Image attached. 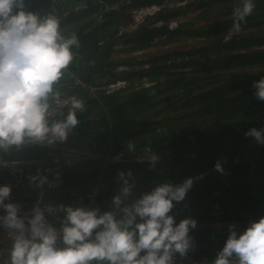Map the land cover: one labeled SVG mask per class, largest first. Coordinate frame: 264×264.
Listing matches in <instances>:
<instances>
[{
    "label": "trees",
    "instance_id": "obj_1",
    "mask_svg": "<svg viewBox=\"0 0 264 264\" xmlns=\"http://www.w3.org/2000/svg\"><path fill=\"white\" fill-rule=\"evenodd\" d=\"M164 1L176 0H24L26 10L55 15L63 33H74L79 40V47L73 48V60L55 85L61 97L74 95L85 105L77 113L76 133L68 139L87 142L89 135L99 132L101 142L107 144L100 146L97 139L95 153L108 151L117 159L101 167L102 160L94 158L81 166L83 171L68 167L62 159L48 163L39 173L48 176L51 186L45 183L42 188H28L25 196L11 190L10 200H38L42 195L41 203L71 204L73 200L80 205L85 193L95 189L96 200L103 197L106 201L91 207L107 210L119 190L118 171H131L137 196L158 183L175 184L203 174L194 179L185 199L175 203L171 212L177 222L185 216L197 221L190 230L194 247L177 259L212 260L226 239L229 224L243 228L264 215V144L244 134L251 127H264V100L253 94V81L264 76V0H255L252 13L228 41L223 40V34L232 24V10L239 0H193L184 5L198 11L200 23L195 28L185 22L169 27L168 20L185 9L163 6L152 14L156 16H145L144 22L150 17L151 21L138 31H121L132 10L160 6ZM214 6L219 10L210 11ZM211 35L216 37L207 44L164 49L146 59L141 55L113 58L117 45L134 52L151 46L156 39L172 42ZM70 73L78 78L81 75L89 86L115 80L152 83L137 89L129 86L126 93L97 94L104 110L89 119L97 105L95 97L76 85ZM160 99H172L166 110L172 112L169 118L155 119L165 109L164 105L157 108ZM61 111L66 112L67 106L59 107L49 119L61 118ZM70 147L79 145L73 140ZM54 149L52 145L25 144L0 150V160L42 158ZM150 154L158 157L154 165L150 164L152 157L136 159ZM217 160L222 173L214 167ZM16 174L8 166L0 167V183L14 184ZM36 174L30 171L23 180ZM1 247L10 245L0 242Z\"/></svg>",
    "mask_w": 264,
    "mask_h": 264
},
{
    "label": "clouds",
    "instance_id": "obj_2",
    "mask_svg": "<svg viewBox=\"0 0 264 264\" xmlns=\"http://www.w3.org/2000/svg\"><path fill=\"white\" fill-rule=\"evenodd\" d=\"M254 7L255 0H239L224 41L240 31ZM74 47H79L78 37L66 36L55 15L26 10L24 0H0V150L63 143L79 124L83 100L61 99L55 87L73 60ZM253 88L255 97L264 100V76L253 81ZM50 98L61 108L67 106L61 118L49 119ZM244 134L264 144V127H251ZM157 159L153 154L150 164ZM214 167L224 171L219 160ZM117 175L119 190L107 210L41 203V195L22 211L10 200V185L0 184V229L7 230L11 240L8 264H176L177 257H185L194 247L190 230L197 221L185 216L177 222L171 209L203 174L175 184L158 183L138 196L131 171ZM29 183L42 188L52 181L38 171ZM57 212L63 214L58 226L48 219ZM211 264H264V215L243 228L229 224Z\"/></svg>",
    "mask_w": 264,
    "mask_h": 264
},
{
    "label": "built area",
    "instance_id": "obj_3",
    "mask_svg": "<svg viewBox=\"0 0 264 264\" xmlns=\"http://www.w3.org/2000/svg\"><path fill=\"white\" fill-rule=\"evenodd\" d=\"M191 1H193V0H191ZM181 3H183V1H181V0L164 1L162 4H160V6L144 7L142 9L132 10L131 12L132 13L136 12V13L139 14V16L142 17V19L139 20V22H140L142 20L144 21L145 16H149V15L154 14V12H156L157 10L162 8L163 6H165V7H167V6H169V7L180 6ZM177 20L180 21L178 23H184L186 21V20L183 19V17H180V19L172 18V19L168 20L169 27H171V28L176 27L178 25V23L175 24ZM139 22H137V23H139ZM137 23H135V25ZM135 25H134L133 30L135 29ZM172 25H175V26H172ZM192 25H194L196 27L197 22H195V21L192 22ZM192 25L190 26V28H195L194 26L192 27ZM129 31H132V30H129ZM215 37H216L215 35H211L208 38H205V37H197V38H201L202 40H204V44H207V43L211 42L212 38H215ZM189 38H191V37H189ZM157 40H159V39H156L152 43V45ZM192 45H198V44H192ZM151 46L143 48L142 50L134 51L132 53H134L136 56L137 55H141L143 52H145ZM161 52H162V50L157 52L155 55L160 54ZM145 56H146L145 57V59H146V58H149L152 55H148V56L145 55ZM114 83L120 84V85L114 86ZM151 83H152V80H144L142 82H138V81L135 82L133 80H131V81L115 80L113 82L103 83L102 85L98 86L97 88H100L102 91L109 93V92H112V91L117 90L118 88L124 87V86H126V87L130 86L131 89H136V88H139L141 86H145V85H148V84H151ZM70 96L71 97H75L74 95H69V96L61 97V99H64V98H67V97H70ZM75 98H77V97H75ZM59 107H60L59 105H57L55 102H53V104L51 105V109H53L52 113L55 112ZM80 155H83V156L90 155V156H88L89 158H92V157L96 156L95 153H87V152L83 153L80 150L66 148L60 156L58 155V156H55V157H47L46 156V157H42V158H31V159H23V160L22 159L21 160H0V167L8 166L11 169L18 168L17 170H21L20 165H21V167H23L24 163H29V164H32V165H34L36 167H40L41 168V167L47 166L46 164H48V163L49 164H54L55 162H59V161H61V159L66 163V165L69 164L70 166H74L77 163V160L80 157ZM152 156H153V154L142 155V156H138L136 159L139 160V161H142V160H146V159H148V158H150ZM110 159H117V158L116 157L114 158V156H109V153H108V154L105 155V158L102 160V162H104V164H106ZM0 184H8V183H0ZM17 185H22L23 186L25 184L17 183ZM26 185H28L27 187H31V188L34 187L33 185H30L29 181L26 182ZM105 201L106 200L103 197L100 198V200L97 201L96 200L95 189H93V190L87 191L85 193V198H84L83 202L80 203V205L91 207L96 202L104 203ZM36 202H37V199H33L32 198V199H30L28 201L19 202V204L21 205L22 211H26V210L30 209ZM73 204L75 205V202L72 200L71 201V205H73ZM58 215L59 214L54 213L52 216L48 217V219L52 223L55 224L56 222H59L60 216L58 218ZM10 241L11 240L8 237L7 230L0 229V242L2 244H5V246H9L10 244L8 242H10ZM8 249H9L8 247H1L0 248V264H8ZM202 259H204V258H202ZM199 262L200 261H198V259L187 258V259H177L176 264H198Z\"/></svg>",
    "mask_w": 264,
    "mask_h": 264
},
{
    "label": "rangeland",
    "instance_id": "obj_4",
    "mask_svg": "<svg viewBox=\"0 0 264 264\" xmlns=\"http://www.w3.org/2000/svg\"><path fill=\"white\" fill-rule=\"evenodd\" d=\"M181 1H183V3H181L180 6L188 5V3L192 2L191 0H181ZM183 9H185V12L182 13L181 15L177 16L176 18L180 19V17H183V19L186 20L185 23H189L190 26L192 25V22L195 21V22H197V25H196V27H197L199 25V23H200L198 21V19L196 18L197 14H198V11L194 10V9H189L186 6H184ZM215 9L219 10V7L218 6H214V7L211 8L210 11L216 12ZM129 17H130L129 20L124 25L121 26V31L122 32H126L128 30H133L135 23L139 22V20L142 19V17L139 16V14L136 13V12H133V13L130 12V16ZM178 22H180V21L177 20L175 24H177ZM179 24H181V23H178V25ZM172 26H175V25H172ZM193 26L194 25H192V27ZM201 43H204V40H202L201 38H197L196 36H193V37H191L189 39L187 38V39L176 40V41H172V42H167V41H164V39H159L150 48H148L145 52H143L141 54V57L145 59V57H146L145 55H147V56L148 55H155L157 52H159L161 50L163 51L164 49H181V48H187V47L191 46L192 44H201ZM123 47L124 46L121 47L119 45L115 46V49L117 48L116 51L113 53V58L115 60H122L126 56L135 55L131 51L130 52H128V51L126 52L125 50L122 49ZM207 74H209V73H207ZM118 85H120V84L114 83V86H118ZM171 101H172V99H168V100L167 99H162V100L160 99V105H158L157 108H160V107H162L164 105L165 109H164L163 113L158 115L155 119L169 118V115H171L172 112H169V111H166V110H167L168 107H170ZM173 105L175 106L176 104H173ZM177 110H178V108L175 110V113L177 112ZM93 116H95V113H94ZM94 149H95V145H91V139H90V141H89V143H88V145L86 147V150L85 151L81 150V151L83 153L84 152L95 153L96 151ZM95 154H96V156L92 157V158L88 157L90 155H85L84 159L80 162V164H82L83 162H85L86 164L87 163L89 164L90 160H93V162H94V158H99L100 162H101V160H103L105 158V155H106V154H97V153H95ZM80 164L78 162V164L76 166H74V168H77V170L83 171L84 167H81ZM103 165H104V162H101V167ZM67 166L68 167H73V166H70L69 164H67ZM102 181H101V185H102ZM9 185L11 187V190H14L16 194L19 193V194H21L23 196L26 195V192L28 191L27 189L31 188V187H27L28 185H26V184L23 185V186L22 185H17V184H9ZM10 195H13V193L10 192ZM17 203H19V202H17ZM212 260L198 259V261H200L198 264H211Z\"/></svg>",
    "mask_w": 264,
    "mask_h": 264
},
{
    "label": "crops",
    "instance_id": "obj_5",
    "mask_svg": "<svg viewBox=\"0 0 264 264\" xmlns=\"http://www.w3.org/2000/svg\"><path fill=\"white\" fill-rule=\"evenodd\" d=\"M136 31V30H135ZM131 33V32H130ZM81 62H82V60H81ZM87 68V66H85V68L84 69H86ZM73 77H74V80H75V83H76V85H78V86H83V88L89 93V94H91L92 96H94L95 97V101L97 102V105L95 106V108L89 113L90 115L88 116V118L89 119H93V118H95L96 117V115L101 111V110H104V105H103V100L101 99V98H98L97 97V94H109V93H112V92H104V91H102L100 88H97L98 86H100V85H102L103 83H101V84H96V85H86L84 82H83V80H82V76L80 75L79 76V78L78 77H75L72 73H70ZM74 84V83H73ZM114 91H120V93H126V92H129L130 90H129V88L128 87H126V86H124V87H120V88H118L117 90H114ZM80 99V98H79ZM51 98H50V100H49V102H51ZM53 102H55V101H53ZM53 104V103H52ZM51 104V105H52ZM50 111H51V115H53L55 112H53L52 113V111H53V109H50ZM94 113H95V116H93L94 115ZM50 115V116H51ZM74 133H76V129L74 128L73 130H72V132L70 133V135L69 136H72V134H74ZM97 133H99V132H97ZM94 134V135H89L88 137V140H87V142L85 141V140H78V139H71V138H69V139H67L65 142H63V143H60V142H57V143H55V144H53L52 146H55V149L52 151V152H50L49 153V155L47 156V157H55V156H58V155H61L62 153H63V151L66 149V148H71L70 147V143L74 140V144L75 145H79V148H76V147H74V149H76V150H82V151H85L86 149H83V148H85L86 147V145H88V143H89V141H90V139H91V145H96L95 143H96V141L98 142V140H99V145L100 146H103V145H106V144H103L102 142H101V140H100V134ZM93 139H94V141H93ZM98 139V140H97ZM83 143H85V144H83ZM87 143V144H86ZM108 145H110V139L108 140ZM81 148V149H80ZM72 149V148H71ZM95 151L97 150L96 148L94 149ZM109 152L108 151H106L104 154H108ZM97 154H101V153H97ZM84 157L85 156H83V155H80V157L78 158V160H77V163L79 162V164H80V162L84 159ZM89 162H93V160H90ZM76 163V164H77ZM83 164H86L85 162H83L82 164H80V166H82ZM79 166V167H80ZM101 170H102V168H101ZM57 214H59V212H57Z\"/></svg>",
    "mask_w": 264,
    "mask_h": 264
},
{
    "label": "flooded vegetation",
    "instance_id": "obj_6",
    "mask_svg": "<svg viewBox=\"0 0 264 264\" xmlns=\"http://www.w3.org/2000/svg\"><path fill=\"white\" fill-rule=\"evenodd\" d=\"M142 8H144V7H141L140 9H142ZM157 12V11H156ZM155 13V12H154ZM152 16V15H151ZM154 16H156V15H154ZM154 16H152V17H154ZM151 18V17H150ZM149 18V20H147L146 22H144L143 20L142 21H140L139 23H137L136 25H135V29L134 30H136L139 26H141V25H143V24H145V23H147V22H150L151 21V19ZM128 33H130V32H128ZM126 36V33H125V35H124V37ZM124 37L122 38V40L124 39ZM78 164V163H77ZM77 164H75L74 166H76ZM73 166V167H74ZM20 168H21V170H17L18 168H13V169H11L13 172H16L17 174V176L15 177V179H14V183L15 184H17V183H23V184H26V182H28L29 180H23L24 178H23V176L25 175V174H27L28 172H30V171H33L35 174L38 172V171H40V167H36V166H34V165H32V164H29V163H24V165H23V167H21V165H20ZM21 171V172H20ZM32 188H34V187H32Z\"/></svg>",
    "mask_w": 264,
    "mask_h": 264
},
{
    "label": "water",
    "instance_id": "obj_7",
    "mask_svg": "<svg viewBox=\"0 0 264 264\" xmlns=\"http://www.w3.org/2000/svg\"><path fill=\"white\" fill-rule=\"evenodd\" d=\"M140 28H141V26H139V27L136 29V31H138Z\"/></svg>",
    "mask_w": 264,
    "mask_h": 264
}]
</instances>
